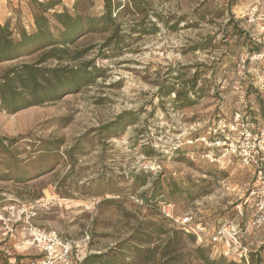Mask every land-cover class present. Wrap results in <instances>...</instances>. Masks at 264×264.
Listing matches in <instances>:
<instances>
[{
    "label": "rangeland",
    "instance_id": "1",
    "mask_svg": "<svg viewBox=\"0 0 264 264\" xmlns=\"http://www.w3.org/2000/svg\"><path fill=\"white\" fill-rule=\"evenodd\" d=\"M91 1L90 10H101L102 0ZM254 1L142 0V12L120 18L122 53L95 60L102 76L59 99L0 110V264L42 262L30 224L71 243L69 264L93 254L100 257L85 264H264V227L251 229L241 247L213 246L208 237L226 220L251 222L252 209L245 206L240 217L236 206L249 195L252 169L212 161L208 148L189 142L237 110L264 126V96L246 81L252 108L245 109L234 87L240 57L264 50L242 17ZM32 2L0 0V22L31 29ZM100 42L93 36L81 43L89 51L78 62L93 59L98 47L91 45ZM15 63L0 64V74ZM247 70L264 76V58L248 59ZM125 112L124 123H133L109 127ZM170 181L178 192L171 193ZM165 205L174 218L190 216L205 227L206 239L164 219Z\"/></svg>",
    "mask_w": 264,
    "mask_h": 264
},
{
    "label": "trees",
    "instance_id": "2",
    "mask_svg": "<svg viewBox=\"0 0 264 264\" xmlns=\"http://www.w3.org/2000/svg\"><path fill=\"white\" fill-rule=\"evenodd\" d=\"M141 2L142 0H102L101 10H90L88 4L93 3L91 0H74L71 7L62 5V0H33L31 29L20 24L12 27L8 21L0 22V64L16 61L0 74V110L15 112L56 100L65 94L80 91L102 76L105 69L96 66L95 60L112 57V53H122L120 18L125 14L142 12ZM144 19L145 17L137 24L140 26ZM93 36H102V42L92 44L90 48L98 47L97 54L87 62H78L89 51V48H81L80 44ZM81 38L83 41L78 42ZM195 83L196 78L194 89ZM250 89L252 88H248L249 92ZM127 115L130 114H119L109 127H122ZM133 122L131 118L123 127ZM73 151L74 148L67 151L72 160L75 157ZM33 162L32 160L31 163ZM51 170L52 168L40 172L39 175ZM138 176L141 173L135 175L139 178ZM23 181L22 178L17 180ZM159 183L161 184L158 180L154 184V196L160 189ZM143 184V180L136 183L139 186ZM168 187L171 193L180 190L177 183L172 181L168 182ZM58 193L62 197H69L60 190ZM164 217L166 220H173L165 215ZM160 231L162 234L168 233L164 228ZM98 257V254L87 256L81 264L96 261ZM4 263L7 264V260Z\"/></svg>",
    "mask_w": 264,
    "mask_h": 264
},
{
    "label": "built area",
    "instance_id": "3",
    "mask_svg": "<svg viewBox=\"0 0 264 264\" xmlns=\"http://www.w3.org/2000/svg\"><path fill=\"white\" fill-rule=\"evenodd\" d=\"M242 17L257 29L258 37H255L254 40L257 44L264 46V0H255L242 14ZM263 58L264 50L250 57L248 54L242 55L238 62V79L235 81L234 87L238 93L239 103L245 109L252 108L247 100L246 81L253 85L257 93L264 96V76L254 75L250 70H247L251 73L248 76L246 62L248 59L257 61ZM189 142H200L208 148L211 152L206 156L212 161L221 157L226 158L229 162L236 160L243 166L252 169L254 182L249 190V195L236 206L237 215L240 217L244 216L245 206L252 209L251 222L242 224L235 220H226L208 236L213 246L232 243L239 244L241 247L242 239L250 233L251 229L264 227V126H259L254 117L246 110H237L233 113L230 121L220 120L203 134L191 138ZM212 150H216L217 154H214ZM162 212L166 217L183 225L187 232L193 231L197 235L198 241L206 239L205 227L201 224L193 225L192 217L174 218L170 205L163 206ZM26 229L30 237V244L44 254L40 264H69L72 252L70 242L64 241L53 230L42 229L32 224ZM243 250L247 251L246 246L243 247ZM224 253L227 254L228 251ZM31 264H36V262L32 261Z\"/></svg>",
    "mask_w": 264,
    "mask_h": 264
}]
</instances>
